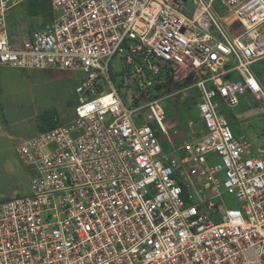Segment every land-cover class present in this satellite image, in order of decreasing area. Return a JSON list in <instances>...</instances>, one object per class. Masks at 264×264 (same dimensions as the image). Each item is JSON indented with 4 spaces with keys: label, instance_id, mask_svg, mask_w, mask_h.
Here are the masks:
<instances>
[{
    "label": "built area",
    "instance_id": "2783aa9c",
    "mask_svg": "<svg viewBox=\"0 0 264 264\" xmlns=\"http://www.w3.org/2000/svg\"><path fill=\"white\" fill-rule=\"evenodd\" d=\"M24 1L0 0V68L76 72L79 98L68 124L16 148L34 176L0 200V264H264V142L227 116L264 99L251 68L264 0H193L191 16L188 0H51L52 18L13 44L7 14ZM193 74L180 90L198 92L203 133L189 121L174 142L168 87Z\"/></svg>",
    "mask_w": 264,
    "mask_h": 264
},
{
    "label": "rangeland",
    "instance_id": "374dc122",
    "mask_svg": "<svg viewBox=\"0 0 264 264\" xmlns=\"http://www.w3.org/2000/svg\"><path fill=\"white\" fill-rule=\"evenodd\" d=\"M35 2V0H25L8 12L7 23L10 38L12 39L13 44L22 42L30 32L32 33L48 22V16L42 7L39 9L38 15H31L29 13V6L36 7ZM195 7L196 5L194 1L188 0V2L182 6V11L186 15L191 16ZM219 10L220 9H218V11ZM226 11L228 10H220V14L223 15ZM251 68L256 73L263 74L262 79L264 81V59H260L253 63ZM187 72L188 68L186 66H181L177 75L182 77ZM14 73L15 70L4 71V75L6 77L5 79H7L8 83H10V89L20 90L22 85L31 83L29 79L20 78V76L14 75ZM33 79L34 78H32V80ZM48 79L49 80L44 81L41 85H36L35 90L37 91L39 88L47 94L49 102H55V97H61V102L59 101V103L52 105L48 109H55L61 124H68L75 117V107L78 104L79 98L76 87L79 82L80 75L72 73L67 76ZM192 90H194L193 87L185 91H181L180 89L168 90L170 94H173L167 98L168 100L166 99L164 103L167 106L168 111L172 112V115L170 117L167 116L166 120L167 125L169 127L171 126L172 130H184L185 132H190L188 122H194L195 125L193 129L197 132V135H200L203 131L201 132L199 129L201 127V122L200 120L197 121L199 117L196 108L188 109L185 105V102ZM119 91L123 99H125L128 104H132L134 102L133 97H140L138 90L133 86L119 87ZM1 109L2 106L0 104V111ZM229 111L235 116L233 123H231L234 134L245 135L254 143L264 142V99L258 101L256 99L252 100L242 97L241 104L235 108L229 109ZM38 115L36 116V120ZM169 120L172 121V123H170ZM169 144V142H165V148H168L170 146ZM17 146L15 148H17ZM10 151L12 152V150ZM14 156L17 158L19 163L24 165L21 162L17 151ZM16 169V166H9L7 168V166L0 164V200H8L13 197L25 195L28 192L24 191L23 187L29 184L30 188L31 180L34 176L33 171L25 166L26 172L24 173V180L23 176L20 175ZM15 189L18 190L16 194L12 196L7 195ZM235 200L236 199L233 195H226L228 207L237 208Z\"/></svg>",
    "mask_w": 264,
    "mask_h": 264
},
{
    "label": "crops",
    "instance_id": "0c3cea01",
    "mask_svg": "<svg viewBox=\"0 0 264 264\" xmlns=\"http://www.w3.org/2000/svg\"><path fill=\"white\" fill-rule=\"evenodd\" d=\"M214 34L218 36L216 31H214ZM5 70H15L14 75L29 79L31 83L22 85L20 90L10 89V83L5 79ZM0 73L2 83V100L0 104L6 115V122H4V117L0 116V164L7 166V168L9 166H16V171L22 175L25 180V165L19 163L14 156L16 153L15 147L37 136L40 131L38 129L36 116L52 105L59 103V101L61 102V97H55V102H49L47 94L38 87L36 91L35 87L49 80L48 78L78 73L62 69H23L11 66L1 67ZM32 78L34 79L32 80ZM10 150H12V152ZM23 190L27 192L29 190V184L24 186ZM17 192L18 190L15 189L7 195L12 196Z\"/></svg>",
    "mask_w": 264,
    "mask_h": 264
},
{
    "label": "trees",
    "instance_id": "16d2710c",
    "mask_svg": "<svg viewBox=\"0 0 264 264\" xmlns=\"http://www.w3.org/2000/svg\"><path fill=\"white\" fill-rule=\"evenodd\" d=\"M35 4L36 7H32L29 6V13L31 15H38L39 14V9L42 7L44 11H46V14L48 16V20H50L52 18V10H51V0H35ZM259 77V79L261 80L263 86H264V81L262 79V75L263 74H258L256 73ZM198 79V76L196 74H193L192 76H190L189 78H186L182 81H172L171 84L168 87V90H177L180 89L182 87L185 86H189L191 84H193L194 82H196V80ZM195 91V92H194ZM2 100V83H1V73H0V103ZM200 100V96L198 95V92L196 91V89L192 90V92H190V95L188 96L185 105L187 106L188 109H193L197 107V104ZM166 110H167V116L170 117L172 115V112L168 111V108L166 106ZM197 111V109H196ZM0 116L4 117V122H6L5 120V112L3 109H1L0 111ZM227 116L230 120L231 123H233V119H234V114L230 113L229 110H227ZM199 121V118L198 120ZM37 123H38V129L40 132H46L49 130H52L54 128H56L57 126H59L61 124L58 115L56 113V110L51 108V109H47L45 111H43L42 113H40L37 117ZM201 127L199 128L200 131H203V124L201 123L200 125Z\"/></svg>",
    "mask_w": 264,
    "mask_h": 264
},
{
    "label": "water",
    "instance_id": "95a60500",
    "mask_svg": "<svg viewBox=\"0 0 264 264\" xmlns=\"http://www.w3.org/2000/svg\"><path fill=\"white\" fill-rule=\"evenodd\" d=\"M186 135V132L184 130L179 131L178 133L173 134L170 138L172 141L176 142L179 141L181 138H183ZM162 142H166L168 140L167 136L161 137Z\"/></svg>",
    "mask_w": 264,
    "mask_h": 264
}]
</instances>
